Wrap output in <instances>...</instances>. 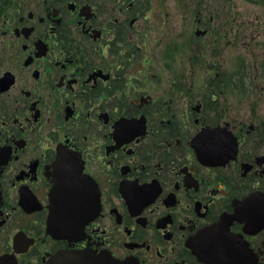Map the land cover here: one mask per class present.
<instances>
[{"label": "flooded vegetation", "instance_id": "af4514ba", "mask_svg": "<svg viewBox=\"0 0 264 264\" xmlns=\"http://www.w3.org/2000/svg\"><path fill=\"white\" fill-rule=\"evenodd\" d=\"M165 1L0 0V264H264V65L246 108L226 8Z\"/></svg>", "mask_w": 264, "mask_h": 264}, {"label": "rangeland", "instance_id": "374dc122", "mask_svg": "<svg viewBox=\"0 0 264 264\" xmlns=\"http://www.w3.org/2000/svg\"><path fill=\"white\" fill-rule=\"evenodd\" d=\"M177 0H166L165 5L169 6L171 10L172 6L177 5ZM180 5L183 7L196 6H219L225 7L226 11L229 14V24L230 25V35L228 36V61L229 69L231 68L232 73H235V67L233 62L235 60L241 59L243 67L240 68L239 77L236 79L238 82L241 81V86L243 89L240 92H244L240 100L244 102L245 107L249 106V103H253L256 100L257 96V85L261 77L258 75V63L261 62V65H264V42L263 37H254L253 40H246L243 42H238L237 39L233 38L237 24L242 21L243 18H246V22L253 23L254 31H259L263 29L264 32V0H180ZM166 7V21H171L175 17L173 10L171 13L167 11ZM188 13L184 12L182 15H187ZM155 20V19H154ZM185 20V19H184ZM239 21V22H237ZM256 21L261 22L262 24L256 23ZM248 29L252 31V24L248 25ZM167 32V31H166ZM263 32L261 33L263 35ZM181 43L183 44L182 54V66L188 63L186 62L187 55H191L193 50L191 49L190 43L187 40L186 35H182ZM259 39L262 40L261 46ZM205 57L207 58V51H203ZM200 75V72L198 71ZM201 76V75H200ZM202 79V77H201Z\"/></svg>", "mask_w": 264, "mask_h": 264}, {"label": "water", "instance_id": "95a60500", "mask_svg": "<svg viewBox=\"0 0 264 264\" xmlns=\"http://www.w3.org/2000/svg\"><path fill=\"white\" fill-rule=\"evenodd\" d=\"M60 190L58 187L54 188L53 197L59 196ZM56 211L57 205L54 206ZM83 222V221H82ZM229 239L225 233H202L201 240L198 242H191L190 246L193 251L207 262H217L219 264L223 261L224 251L230 254V249H225L224 244Z\"/></svg>", "mask_w": 264, "mask_h": 264}]
</instances>
